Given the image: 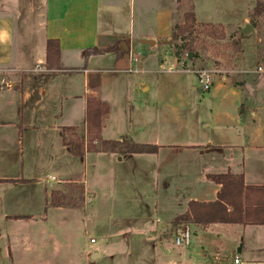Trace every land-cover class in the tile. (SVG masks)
Here are the masks:
<instances>
[{"label":"crops","instance_id":"crops-1","mask_svg":"<svg viewBox=\"0 0 264 264\" xmlns=\"http://www.w3.org/2000/svg\"><path fill=\"white\" fill-rule=\"evenodd\" d=\"M232 1L228 5L219 1L212 6L204 0H0V133L15 137L16 143L22 145V137L35 132L39 135L37 143L54 153L49 174L41 180L23 178L19 172L12 177H0L2 181L12 180V184H0L40 185L46 199L50 198L49 186L73 184L83 188L89 202L93 186L103 179L99 162L92 163L94 174L86 179L84 170L75 172L72 166L76 161L82 162L85 155H72L64 140L76 143L80 135L87 136L86 100L95 98L109 107L102 120L101 140L125 137L136 144L152 143L158 150L154 154L90 152L86 156L106 157L110 164L120 165L134 156L155 158L160 166L169 160L176 161L178 153L193 159L186 168L156 172L151 196L156 204L160 202V208L154 205L151 216L140 218L141 234L137 238L144 246L145 253L139 258L142 263L234 264V259H238V264H264V225H193V236L199 239L191 248L175 249L171 242L156 240V232L166 230L176 218L187 213L189 202L216 200L220 186L208 180V175L229 173L241 176L244 186L264 187L261 67L242 70L244 75L237 83L226 75L215 79L204 100L209 110L208 123L203 124L202 133L193 135L189 144L157 142L162 122L166 126L173 119L176 127L175 100L174 105L166 101L174 96L170 87L158 86L156 103L144 99L140 105L139 96H147L150 90L149 84L140 78L159 73L158 66H181L172 52V39L174 27L184 23V14H193L195 26L220 25L225 32L239 31L248 22L254 3H243L241 12V3ZM182 5L190 10L184 11ZM47 40L59 44L55 70L45 68ZM142 40H152L154 45H144ZM121 43L126 44L127 52L121 50ZM93 48L101 53L85 57V51ZM129 52L140 56L137 65L128 60ZM250 56L255 58V53ZM209 72L214 76L213 71ZM129 75H134L135 81ZM125 96L130 97L126 100L129 102L134 98L135 106L130 105L128 112L117 115L112 103ZM56 152L60 153L58 161ZM16 169L17 162L12 173ZM159 183L161 186L157 187ZM164 198L169 203L165 211L161 207ZM46 207L61 215L76 211L72 207ZM166 213H171V218L165 222L161 217ZM7 215L10 214H4Z\"/></svg>","mask_w":264,"mask_h":264},{"label":"rangeland","instance_id":"rangeland-1","mask_svg":"<svg viewBox=\"0 0 264 264\" xmlns=\"http://www.w3.org/2000/svg\"><path fill=\"white\" fill-rule=\"evenodd\" d=\"M219 1L227 5L233 2ZM219 1L204 0L212 6ZM255 1L234 2L241 3V12L243 3H254L247 22L253 28L251 33L237 36V30L225 32L220 25L195 26L194 22L187 41L182 43L177 38L172 39V52L183 65L173 67L170 72H166L169 68L167 65L158 66L159 73L140 78L150 87L147 96H139L142 101L140 105L144 104V99L156 103L158 86L166 84V88L170 87L174 91V96L166 98V101L171 105L175 102L176 127L173 119L166 126L162 122L161 136L157 142L170 145L189 144L193 135L202 133L203 124L208 123L209 110L204 103L208 92H199L196 70L213 71L214 84L218 76H229L237 83V80H241L242 70L254 67L264 69V16L250 22ZM182 6L184 11L190 10L189 6ZM188 48L192 50L189 59L185 55ZM254 53L255 58L251 59L250 54ZM129 76L135 81L132 78L134 75ZM75 82L77 83V80ZM129 98L118 97L114 104L112 103V110L117 115L121 111L128 112L130 105L135 106L134 98L130 102L126 101ZM167 132H170L171 139ZM38 137L35 132L28 133L22 137L20 145L16 143L15 137L0 133V177H12V174L20 172L23 178L41 180L49 174V164L54 158V153L39 145ZM79 139L83 144L89 142L87 136L84 138L80 135ZM57 152L55 157L58 161L60 153L58 155ZM84 155L82 162L76 161L72 165L75 168L73 170L80 173L84 170V176L89 179L94 174L92 163L99 162L98 166L103 174L102 182L93 186L89 202L84 197L83 188L73 184L49 186L48 199L40 185L13 187L0 184V264H144L139 259L143 256L141 254L145 253L144 246L137 235L141 234L140 218L151 216L154 205L160 208V202L156 204L151 196V190L156 186V172L159 169L176 171L186 168L185 165L193 159L178 153L174 159L176 161L169 160L165 166H160V162L156 163L155 158L134 156L120 165L110 164L106 157L93 154L86 156V153ZM15 162L17 169L12 173ZM1 182L12 184V180H0ZM160 186V183L157 184V187ZM163 202L165 204H161V207L165 211L169 203L165 198ZM47 205L72 207L76 211L61 215L51 208L47 209ZM12 214H29L33 217H13ZM170 214L162 215L161 219L169 221ZM28 219L30 221H26ZM176 225L179 226L175 227ZM183 226H189L191 233H194L193 225L173 222L166 230L156 232V240L160 243L171 242L175 249H181L174 245V238ZM91 239L94 240L93 244L89 242ZM198 239L199 236L196 238L192 235L191 247ZM92 256L97 257L92 259Z\"/></svg>","mask_w":264,"mask_h":264},{"label":"trees","instance_id":"trees-1","mask_svg":"<svg viewBox=\"0 0 264 264\" xmlns=\"http://www.w3.org/2000/svg\"><path fill=\"white\" fill-rule=\"evenodd\" d=\"M262 16H264V0H256L250 15V22ZM194 22L193 14L191 12L185 13L184 23L174 27L173 38L179 39L182 43L187 41L192 33ZM191 52L190 48L186 50L187 59H189ZM100 53L97 49H89L85 51V57ZM59 54L58 41L47 40L45 44L46 70L57 69ZM108 113L109 107L106 103L95 98L86 100V135L89 137V142L83 144L77 139L76 143L74 141L68 143L64 140V145L70 148L72 155L80 156L90 152L119 155L154 154L157 152V146L136 144L125 137L116 141L101 140L102 120ZM207 179L220 186L216 200L208 203L189 202L187 213L176 218L175 223L202 227L209 224L264 225V187L244 186L241 176L235 177L229 173L208 175Z\"/></svg>","mask_w":264,"mask_h":264},{"label":"built area","instance_id":"built-area-1","mask_svg":"<svg viewBox=\"0 0 264 264\" xmlns=\"http://www.w3.org/2000/svg\"><path fill=\"white\" fill-rule=\"evenodd\" d=\"M128 60H130V62H132L134 65L135 64L137 65L140 62V56L137 53L129 52ZM182 65L183 64H181V66ZM172 70H173L172 67H169L167 69L168 72ZM258 71H261V69L258 68ZM195 73L197 75L200 91L209 92L213 85L212 73L206 70H196ZM192 235L193 234L191 233V229L189 228V226H183L182 229L178 231V234L175 235L174 245L180 248H187L190 245V239ZM89 242L93 244L94 240L91 239ZM238 263L239 260L234 259V264H238Z\"/></svg>","mask_w":264,"mask_h":264},{"label":"water","instance_id":"water-1","mask_svg":"<svg viewBox=\"0 0 264 264\" xmlns=\"http://www.w3.org/2000/svg\"><path fill=\"white\" fill-rule=\"evenodd\" d=\"M252 31H253V28L249 24L246 23L242 28L239 29L237 36H244V35L251 33ZM141 43L147 46L154 45V41L152 40H142ZM120 47L123 52H127L128 48L126 44L121 43ZM189 58H190V55H189ZM95 257L97 256H92L91 258L94 259Z\"/></svg>","mask_w":264,"mask_h":264}]
</instances>
